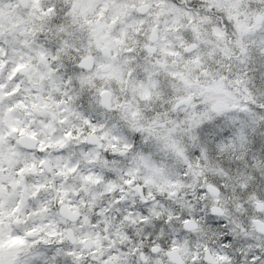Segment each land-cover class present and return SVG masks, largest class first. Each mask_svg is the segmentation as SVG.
<instances>
[{
	"label": "snow or ice",
	"instance_id": "1",
	"mask_svg": "<svg viewBox=\"0 0 264 264\" xmlns=\"http://www.w3.org/2000/svg\"><path fill=\"white\" fill-rule=\"evenodd\" d=\"M0 264H264V0H0Z\"/></svg>",
	"mask_w": 264,
	"mask_h": 264
}]
</instances>
